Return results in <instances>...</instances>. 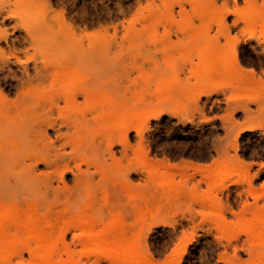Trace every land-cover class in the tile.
<instances>
[{
  "label": "rangeland",
  "instance_id": "obj_1",
  "mask_svg": "<svg viewBox=\"0 0 264 264\" xmlns=\"http://www.w3.org/2000/svg\"><path fill=\"white\" fill-rule=\"evenodd\" d=\"M0 213V264H264V0H0Z\"/></svg>",
  "mask_w": 264,
  "mask_h": 264
},
{
  "label": "bare ground",
  "instance_id": "obj_2",
  "mask_svg": "<svg viewBox=\"0 0 264 264\" xmlns=\"http://www.w3.org/2000/svg\"><path fill=\"white\" fill-rule=\"evenodd\" d=\"M2 211H3V210H1V212H2ZM6 211H7V210L3 211V213H2V214L0 213V214H1L2 217H5V219H6V217H9V218H10L9 220L11 221V217H12V216L10 217V215H11V214L9 213L10 211H9V212L7 211L10 215H9ZM4 212H6V213H4ZM6 214H8L9 216H7ZM1 216H0V219L3 220L4 218L2 219ZM5 219L3 220V222H0V240L5 244V246L10 245V244H11V241H12V242L14 241V243H16V244L19 243L20 240H19V242H16V239H17V241H18V239H19V238L16 237V235H15L16 233H14V236L8 233V231H7L8 228H7V226L5 225V221H6ZM10 221L7 220L6 222L8 223V222H10ZM21 226H22V225H21ZM18 227H19V225H18ZM22 227H23V228H22L23 230H24V229H26V231L28 230V229H27L28 227H26V226H24V225H23ZM24 227H25V228H24ZM30 228H31V227H30ZM19 229H20V232H21V231H22V232L25 231V230L23 231V230L21 229V227L18 228V230H19ZM26 231H25V234L27 235V233H29L30 230H29V232H28V231L26 232ZM33 231H34V230H33ZM30 233L32 234V231H31ZM34 234L36 235V233L33 232L32 236H33ZM28 235L31 236L30 234H28ZM96 235L98 236L99 233L97 232ZM96 235H95V238H94V239L97 240L99 237H97ZM100 235H101V236H100L101 238L98 240V241H100L98 245L101 244V241H102V238H103V237H102V234H100ZM132 235H133V234H132ZM133 236H135V235H133ZM18 237H19V236H18ZM135 237H136V236H135ZM135 237H133V240H132V241L135 240ZM94 239H93V240H94ZM104 239H106V238H103V240H104ZM130 240H131V239H129V242H131V243L128 242L127 244H126L127 241L124 240L125 243L122 241V242L126 245V246H125V245L123 244V245H122V248H121V244H120V242H119V241H116V240H111V241H109V240H105V242H103V243H104L103 245L108 244V241H109V243H112V244H114V245L116 246V245H117L116 243L119 242L118 244H119L120 246L118 245V246H119V247H118V251H116L118 254H116V255H118L117 257H118L119 260H120V264H136L137 262H139V260H140V256H139V253H138V251H137V246H133V245H134V244L136 245L137 242L133 244V242L130 241ZM136 240H137V239H136ZM9 242H10V243H9ZM94 242L97 243V241H94ZM106 242H107V243H106ZM16 244H13V245H16ZM112 244H111V245H112ZM128 244H129V246H128ZM137 244H138V243H137ZM13 245H10V246H13ZM101 245H102V244H101ZM114 245H112V246H114ZM51 247H52V246H46V249L49 250V249H51ZM119 249H121V250H119Z\"/></svg>",
  "mask_w": 264,
  "mask_h": 264
}]
</instances>
